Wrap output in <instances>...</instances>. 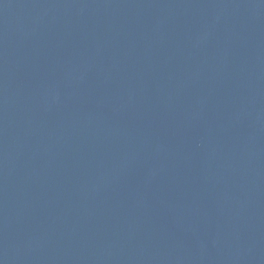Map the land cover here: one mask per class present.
Instances as JSON below:
<instances>
[{"label": "water", "instance_id": "95a60500", "mask_svg": "<svg viewBox=\"0 0 264 264\" xmlns=\"http://www.w3.org/2000/svg\"><path fill=\"white\" fill-rule=\"evenodd\" d=\"M0 264H264V0H0Z\"/></svg>", "mask_w": 264, "mask_h": 264}]
</instances>
